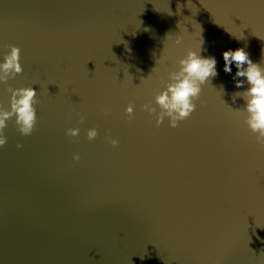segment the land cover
Listing matches in <instances>:
<instances>
[{"label":"water","instance_id":"water-1","mask_svg":"<svg viewBox=\"0 0 264 264\" xmlns=\"http://www.w3.org/2000/svg\"><path fill=\"white\" fill-rule=\"evenodd\" d=\"M202 42L218 75L179 127L157 126L156 95ZM13 45L24 71L0 106L33 87L38 120L4 130L0 264H264V148L223 59L264 67V0H0V63Z\"/></svg>","mask_w":264,"mask_h":264},{"label":"clouds","instance_id":"clouds-1","mask_svg":"<svg viewBox=\"0 0 264 264\" xmlns=\"http://www.w3.org/2000/svg\"><path fill=\"white\" fill-rule=\"evenodd\" d=\"M181 39V37H177L176 44H180ZM202 44L203 42L199 51L189 50L186 57L179 60V71L169 73L171 82L167 84L165 90L156 95L155 102L160 108L156 117L157 126L162 125L167 117L171 127H179V122L188 119L197 109L195 101L200 99L203 86L218 75L216 58L200 55ZM10 49V53L5 55L4 62L0 63V82L4 83L24 71L20 62L21 49L14 45L10 46ZM223 59L226 73L232 72L233 63L238 69L234 77L236 88L239 89L244 86L245 81L237 79L240 77H246L247 84L250 85L243 92L233 93V101L237 97H241L245 100V107L232 110L236 112L243 110L247 113L244 123L252 133L256 134V143L264 148V67L260 63H254L244 48L225 51ZM8 91L11 93L10 110L0 106V147L7 143L4 130L8 120L15 117L17 130L24 136H29L35 131L38 120L36 107L38 93L33 87L18 89L9 87ZM143 108L149 113H157L156 107H153L151 102L144 104ZM126 113L129 121H131L134 114L133 105L129 104ZM80 123H84L83 117H81ZM66 134L77 137L80 134V129L69 128ZM98 135L99 132L96 128L90 129L87 133L89 140H95ZM110 143L115 147L119 146L120 141L112 138ZM17 147L22 148L23 145L17 144ZM73 158L77 161L80 160L78 154Z\"/></svg>","mask_w":264,"mask_h":264}]
</instances>
